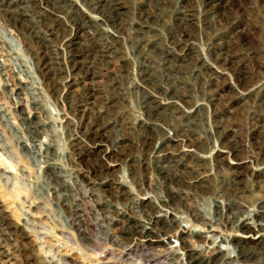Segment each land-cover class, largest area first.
Masks as SVG:
<instances>
[{
	"label": "rangeland",
	"instance_id": "rangeland-1",
	"mask_svg": "<svg viewBox=\"0 0 264 264\" xmlns=\"http://www.w3.org/2000/svg\"><path fill=\"white\" fill-rule=\"evenodd\" d=\"M62 2L77 5V0H57L56 7L62 5ZM203 2L207 3L208 7L219 4L213 0H156L155 2L150 0L149 9L154 14L150 18L151 24L143 29V31L149 32L145 36L146 43L143 42V45H147V52H150L145 58L152 67L146 72H152L151 75L155 78L162 75L158 60L166 54H169V57L175 60V64L180 67L187 64L191 55L194 59L199 58L201 60V64H203L201 66L203 67L202 74L207 77L205 80H209L211 89L215 90V98H211L213 101L202 99L193 80H189L185 84V92L187 91V93L184 100L187 103L183 104L182 107L195 109L197 119H199L195 132V142L203 145L199 149L200 152L197 151V154L203 158L202 171L206 173L210 169L224 172L234 170L233 172L237 174V180L239 179L241 186H243L244 181L249 179L248 175L251 172L250 153L248 151L251 149V141H254L253 137H250V132L253 129L250 114L253 110L256 113L254 121L257 124L253 132L257 134L259 141L264 139V108L259 110L253 108L254 102L261 101L264 104V89L258 93L260 86L264 87V12L262 7L257 4V0H243L242 8L244 10L242 9L241 13L238 14L236 11L234 13V11L229 10L227 24L219 25L213 31H207V24L204 22ZM219 2L222 6L227 3L225 0H219ZM120 4L126 15L125 21H127L123 31H105L108 29L104 28L97 19L96 24L102 26V31H85L87 34L96 35L95 40L99 44L110 46L113 50V61L108 66L110 69H107L108 78L110 77L111 80L101 83L110 85L108 100L112 104V111L116 113L114 114L116 119L111 118L116 123L114 130H117L115 133L118 139L113 140L115 151L112 153L108 150L109 141H87L82 139L79 134L81 128L85 132L89 130L93 113L90 115L87 112L83 119H79L78 92L90 93L92 91L91 83L85 81L82 88L79 85L71 89L74 91L75 100L73 97H67L70 91L67 84L72 80L73 74L76 73L74 65L85 62V59L82 58L85 51L84 46L87 43H95V40L86 39L88 41L83 45L79 37L80 33L71 30L67 20H56L55 24L53 21H46L51 24L50 31L53 32L50 35L51 40H49L48 47L57 57L59 66L48 65V73L43 72V76H41L35 70V61L32 59L33 54L38 52L36 43L30 42L26 33L28 30L25 29L21 21L16 18L15 21L17 22L14 23L11 16L4 11V7L0 6V108L16 115L15 117H18V113L21 111L25 117V123L35 121L36 117L42 118L41 127L51 128L49 131L53 132L52 137L49 138L52 139L51 147L57 154V159H54L53 164H58L65 169V179L71 186V189L67 185L68 188H59L54 192V181L57 176V173L52 169L54 166H44L38 161L36 163V160L29 158L26 154L31 145L36 148L35 151L39 148L42 149L43 146L40 145L47 143L49 131L35 140L25 133L23 136L20 135L23 128L14 123L19 124L20 121H15L12 115L9 116L15 125L10 129L7 124L0 120V147L3 145L5 148V152L4 149L0 148V264H170L172 257L166 254L165 243L172 244L175 239L186 234L183 230L191 233L187 234V237L183 235L188 241L187 245L193 250L196 249V252L200 250L197 253H202L211 260H216L214 257L226 259L225 257L229 254L239 252L238 250L242 245L245 246V249L248 247L257 250L264 246V224L261 228L259 227L255 237L251 238L249 237L250 233L248 235L231 233L224 227L214 229L215 231L211 232L209 223L200 222L202 225L197 226L190 223L185 215H181V219L180 214H177V222H174L176 226L173 232H168L163 236L161 233L145 231L151 238V245H148L151 247L150 249L144 244L134 249L133 245L130 252L125 253L127 244L117 242V240L102 239V229L95 226L91 213V205H93L91 202L99 205L104 202V197L107 198L110 195L108 185H106V182H110L106 181L108 178L124 187L122 191L126 197L122 196L125 201L119 200V208L128 205L125 212L127 215L133 210L142 211L144 206L139 207L138 204L145 205L156 199L162 201V196L158 191L152 187H146V185L140 187L136 181L129 179L127 168H123L126 175L122 174V169H120L127 166L125 157L132 153L144 158L145 163L146 159L148 160V153L140 152L142 142L145 141V135L133 128L141 127V131L144 133L146 131L153 133L154 139L172 136V133H168L161 123L155 121V117L151 116L150 121L146 120L147 115L141 113L139 105L141 94H146V88L137 77V74L143 71V67L138 66L140 58H137L132 47L135 41L131 40L133 31L130 28L138 24L139 9L145 10L147 5L143 7L136 0H121ZM227 7L228 5H225L222 8L227 9ZM80 11L83 12L84 10L79 8ZM177 12H180L184 17L186 28L178 26ZM49 18L57 19L56 14H49ZM214 31H218V33L214 34ZM238 38H243L244 43L248 44L241 45ZM214 45H216L215 48H213ZM75 53H77L76 57H72V54ZM213 53L231 54V66L221 68L213 62ZM83 72L86 71L80 70V75ZM139 76L146 79L143 73ZM19 83L24 87L25 92L19 97L21 101L19 98L16 99L25 108L23 106L15 108L13 105L15 102L12 101L15 99L14 86ZM101 84L93 85L95 92L96 87ZM30 87L32 91L31 89L29 91ZM149 92L152 93L151 87H149ZM72 95L73 93L70 94V96ZM257 95L259 97L255 99ZM33 99H37L39 102L37 104L45 109L37 107L35 104L39 109L36 116L30 113L31 108L35 107L30 103ZM213 109L217 112L213 113ZM4 114L1 115V118L6 120ZM44 116L49 119H44ZM120 121L124 125L130 124L133 127V131L130 130L131 132L125 140L124 137H121L123 131L119 125L117 126ZM217 123L221 124L222 128L233 127L237 130L236 142L238 144L235 146V155L228 153L229 147L223 146L222 142L219 144L212 139L206 142L205 137H210L216 133V130H219L215 128ZM13 127H16L19 132L16 133ZM39 128L29 130L35 132V135L30 134V136L33 138L40 136L36 134ZM66 135L76 138L83 150L80 154L81 169L85 167L88 170H96L95 166L99 164L103 171V175H98L93 181L94 183L92 182L93 185L89 183L84 188L85 192L91 188L90 194H94L92 197L89 194L87 198L83 197L84 191H79L78 195L74 194L77 198H82L83 201L80 208L82 212L76 213L79 216L78 221H81L82 229L79 230L81 238L78 236V231H72L69 227V210L66 211L59 207L60 201L65 199L64 197L60 198L61 193L69 195L67 192L75 189L73 180L78 169L70 164L69 143ZM16 137L20 138L22 142L26 138L29 146L25 149V143L19 144ZM215 137L217 136L215 135ZM15 142L19 144V147ZM165 146L162 145L161 148L165 149ZM102 151H104L102 158L100 157L99 161L96 162V154ZM37 159L40 160V163L45 161L42 157H37ZM257 166L256 181L259 182L258 187H261L264 186V175L260 173L261 171L264 172V169L260 168L264 167V164ZM2 177H7L9 182L6 184L7 180L2 179ZM205 180L209 181L204 183L207 191L211 194L194 196L191 190L185 194L192 197L200 196L193 198L196 204L194 207L197 213L205 219L225 215L232 203L231 199L216 195L211 175H207ZM72 194L73 192L70 193L71 196H73ZM133 194L135 196L132 197ZM262 197L263 193L258 190L251 198L257 200L262 199ZM132 198L135 200L134 203H132ZM219 200H222V207L217 204L211 206L213 203L220 202ZM72 205L74 206V202ZM164 206L168 208L165 204ZM210 206L211 208H209ZM153 210L159 212L161 216H166V213L169 214L170 212V210L163 209L158 205ZM71 215L74 219L73 213ZM140 215L143 216V214ZM133 221L138 222L137 220ZM120 226V223L116 222L108 230H115ZM13 228H16L17 235L12 233ZM115 231L118 233L119 230ZM111 232L112 234L115 233L114 231ZM241 233L247 234L248 231ZM43 235L49 236L48 240L51 241V244L44 242ZM2 236L6 237V241H3ZM139 243L140 240L136 242V244ZM203 248L205 250L202 251ZM184 254L179 251L176 259L181 261V256L184 257ZM255 264H264V258L257 259Z\"/></svg>",
	"mask_w": 264,
	"mask_h": 264
},
{
	"label": "bare ground",
	"instance_id": "bare-ground-1",
	"mask_svg": "<svg viewBox=\"0 0 264 264\" xmlns=\"http://www.w3.org/2000/svg\"><path fill=\"white\" fill-rule=\"evenodd\" d=\"M120 1L121 0H77V5L66 4L62 2V5L56 7L57 0H0V6L4 7V11H6L11 16L14 23L17 22L15 21L16 18L21 21L25 29L28 30L26 31V33L30 42L36 43L35 46L37 47L38 52L33 54L32 59L35 61V70H37L39 75L43 76V72L48 73L49 71L48 65L59 66L57 63V57L53 54L52 49H49L48 47L49 40H51L50 35L53 32L50 31L51 24L46 21L50 20L55 24L57 22L56 20H67V24L69 25V27H71V30H75L80 33L79 37L84 45V43H87L88 41L86 39L92 38L95 40L96 36L87 34L85 31H102V26L108 29L105 31L124 30L127 21H125L126 15L123 12ZM136 1L143 7L147 5L146 9L144 8L145 10L139 9V22L138 24L133 25L130 28V30L133 31L131 40L135 41L132 47L135 50V55L137 56V58H140L138 66L143 67V71H141L139 74L143 73V76H146V79H144L141 78L139 74H137L140 82L146 88V94H141V100L139 102L141 113L143 115H147L145 116L146 120L148 121H150L151 116L155 117V121L157 120L158 123H161V125L167 130L168 133H172V136L167 138L162 137L160 139H154L153 133H149L147 131L144 133L143 131H141V127H138L136 129L133 128L130 124L124 125L123 122H118L117 126L119 125V128L123 131V135L121 137H124V140L126 139V136L130 134V130L133 131V129L145 135V141L142 142V150L140 152L148 153V160L146 159V163L144 158H141L138 155H134V153L129 154V156L125 155L127 156L125 157V164L127 163V166L121 167L120 169H122V174L126 175L123 168H127L129 172V179L131 178L136 181L140 187L146 185V187L149 186L152 187V189L154 188L156 191H158L162 196V201H158L156 199L149 201L145 205L138 204L139 207L144 206L142 208V211L133 210L132 213L127 215L125 212L128 205H125L123 208H119V200L125 201L122 196L126 197V195H124V192L122 191V188L124 187H122V184H116L115 182H112L110 178H108L106 181L112 182L111 184L110 182H106V185H108V193L110 195L107 198L103 196L105 200L99 205L95 202H91L90 200V202L93 204L90 205L95 226L102 229L103 240H117V242L127 244L125 253L130 252V249L133 245L134 249L141 244L146 245L149 249L151 248L148 246L151 245V238L145 233V231H150L152 233H161L163 236L168 232L175 231L174 227L176 226V224L174 222H177V214H180V217L181 215H185L190 223H194L197 226L202 225L200 222L209 223L211 232L215 231L214 229L224 227V229H228L231 233H240L242 235H248L250 233L249 237L254 238V235L259 231V227L261 228L262 224H264V186L258 187L259 182L256 181L258 168L257 165L264 164V139H261L259 141L257 134L253 132L256 129L255 125H257L254 121L256 113L253 110L250 114V120L252 121L251 127L253 128L250 132V137H253L254 140L251 141V149L248 151L250 153L249 165L251 172L248 175L249 179H246L244 181L243 186H241L239 179L237 180V174L233 172L234 170L230 172H224L222 170L215 171L213 169H210L206 173L203 172V158L201 155L197 154V151H199L200 147H202L203 145H201V143L195 142V132L199 119H197L195 109L182 107L183 104L187 103V101L184 100L185 94L187 93V91L185 92V84H187V81L193 80L194 85L196 86V90L200 94V97L208 101H213L211 98H215V90L211 89L209 80H205V78L207 77H204V74H202L203 67L201 66L203 64H201V60L199 58L194 59L192 55L189 56L187 64L184 67H180L175 64V60H172L169 57V54H166V56H161L158 60L160 62L162 75L155 78L151 75L152 72H146V70H151L152 65L145 58L146 55H148V53L150 52H147V45H143V42L146 43L145 36L149 32L143 31V29L151 24L152 21L150 20V18L154 13L149 9L150 0ZM152 1L155 2L156 0ZM213 1L219 4L208 7L209 5L203 2V13L205 16L204 22L207 24V31H213L215 28H218L219 25L227 24L229 10L234 11V13L236 11L238 14L244 10L242 8L243 0H225V2H227L225 5H228L227 9L222 8L225 7V5L222 6L219 0ZM257 4L262 7L264 12V0H257ZM79 8H82L84 11L79 12ZM49 14H56L57 19L54 20L49 18ZM83 14H85V16H83ZM96 19L102 26L100 24H96ZM176 20L179 27H187L185 26L184 17L180 12L177 14ZM47 31H49V34H47ZM216 33H218V31H214V34ZM238 40L241 45L246 44L244 43L245 40L243 38H238ZM215 46L216 45H214L213 48H215ZM84 48L85 51L82 54V58L85 59V62L74 65V71H76V73L73 74V76L71 77L72 80L67 84V88L70 89L67 97H73V100H75L74 91H72L71 89L79 85H81L82 88L85 85V81L91 83L90 86L92 87V91L90 93H83L82 91H80V93L78 92V112L80 116L79 119H83L84 115L87 112H89L90 115L93 113V120L91 121L89 130L85 132V130L83 129V132L81 128V133L79 134L82 139L87 141H109L110 146H108V150H110V152L112 153L113 151H115L113 140L118 139V136L115 133L117 132V130H114L116 128V123L111 118L113 117L114 119H116L114 116V114L116 113L112 111V104H110L108 100L110 85L107 86V83L105 85L101 83H105L111 80L110 77L108 78L107 69L113 61V50L110 46L101 45L96 40L93 44L87 43ZM76 55L77 53L72 54V57H76ZM212 55L213 62L218 64L221 68L227 67L228 65L231 66V54L226 55L223 53H213ZM80 70L86 72H83L80 75ZM97 83L101 85L96 87L95 92L94 84ZM195 86H193L194 89ZM149 87H151L152 93L149 92ZM23 88L24 87H22L20 83L15 84L14 86L13 92L15 99H13L12 101L15 102L13 104L15 105V108L17 106H23L25 108V106L18 103L16 99L19 98L23 94V92H25ZM30 89L31 87L29 88V91ZM263 89L264 87L260 86V90L258 91V93H260ZM72 93L73 95L70 96V94ZM258 97L259 95H257L255 99H257ZM162 102H164L165 104H163ZM30 103L35 106L34 108H31L32 112L30 111V113H32L34 116L37 115V111L39 110L37 107L44 109L43 106L41 107L37 104L39 103L37 102V99L31 100ZM35 104L37 105V107ZM253 106V108H255L256 110L264 108V104H262L261 101L254 102ZM215 112H217V110L213 109V113ZM2 114L6 115L5 117L11 122L7 119L5 120L4 118H1ZM18 114L19 116L15 117L16 115H13L9 111L1 109L0 120L4 124H7L9 126V129L12 128V126H14L15 124L17 126H21L23 129L21 130L20 135L23 136L25 133L31 139L35 140H38L45 132L48 133V131L51 129L41 127V117H36V120L30 123H25V117L23 113L20 111ZM9 115H12V117L15 118V121L18 120L20 121V123H12V118H10ZM44 119L49 118L44 116ZM254 122L255 124H253ZM215 125V128L219 130H216V133H213L210 137H205L206 142L210 141V139L219 144L222 142L221 144L223 146L229 147L228 153L235 155V146L236 144H238V142H236L237 130H235L233 127L222 128V126H220L221 124L219 125L218 123ZM36 127H40L36 131V134L40 136L33 138L32 136H30V134L35 135V132L29 130H32ZM13 129L16 131V133L19 132L16 127H13ZM52 134L53 132L51 131L48 139L52 137ZM215 135L217 137H215ZM66 136L69 143L68 156L69 160L71 161L70 164L78 169L76 170L77 172L73 180L75 189L73 191L70 190V192H67L69 193V195L61 193L60 198L64 197L65 199L60 201L59 207L63 208L66 211L69 210V227L72 231H78V236H80L81 233L79 232V230L82 229L80 225L81 221H78L79 216L76 213L81 211L80 208L82 207L81 205L83 204V201L81 200L82 198H77V196H74V194L78 195L79 191H84V188L89 185V183H91L90 185H93L92 182L95 181V178L98 175L102 176L103 171L99 164L95 166L96 170H88L85 167L81 169L80 154L83 150L76 138L72 137L71 135ZM111 137L112 139H110ZM48 139L46 144L43 143L42 145H40L43 146L42 149L39 148V150L35 151L36 148L31 145L30 150L27 151L26 154L29 158L31 157L33 160H36V163L38 161L39 164L44 166H54V168L52 169L57 173V176L55 177L56 179L54 181L55 187L53 188L55 192L59 188H68V182L65 179V169L58 164H53L54 159H57V154L55 153V150H53V147H51L52 139H49V141ZM44 140H46L45 137ZM17 141H19V144L25 143V149L29 146L26 138L23 139V142L20 141V138H17ZM16 144L19 147V144ZM162 145H166L165 149L161 148ZM0 148H2V150L4 149L3 151L5 152V148L3 145ZM103 152L104 151H102L101 153L98 152V154H96V162L99 161L100 157L102 158ZM37 157H42L45 159V161H41L40 163V160L37 159ZM260 169H264V167ZM260 174L264 175V172L261 171ZM207 175H211V178L213 179V188L216 195L231 199L232 201L225 215L216 216L212 219H205L195 210V203L193 201V198H198L200 196L192 197L185 194V192L189 190L193 192L194 196L198 194H211V192L207 191L206 184L204 183L209 182L205 180ZM105 177L107 178L108 176ZM2 179L7 180L6 184L9 182V179L7 177H2ZM69 187L71 189V186ZM90 189L91 188H89V190H86V192L84 191V194L82 196L87 198L89 194V196L92 197L94 194H90ZM258 190L263 193L262 199H252V195ZM71 192H73V196L70 195ZM133 196H135V194H133L132 197ZM116 201L118 202L114 203ZM219 201L220 202L211 204V206L217 204L222 207V200ZM73 202L74 206L72 205ZM134 202L135 200L134 198H132V203ZM164 204L168 206V208H166ZM157 205L159 207H162L163 209L170 210L169 214L166 213L167 217L161 216L159 212H155V210H153ZM211 206L209 208H211ZM201 208L205 209L204 207ZM71 213H73L74 219H72ZM140 214H143V216H141ZM133 220H137L138 222H134ZM116 222H119L121 225L119 228L115 229L119 230L118 233H116L115 230H108V228ZM180 229L183 230V228L181 227ZM111 231H114L115 233L112 234ZM183 231L186 233L183 234L186 235V237L187 234H191L190 232H187L185 230ZM243 231H248V233H241ZM12 233H15L17 235L16 228H13ZM209 234L212 233L209 232ZM183 235L175 239L172 244L165 243L166 254L172 257V263L170 262V264H255L257 259L264 258V246L262 249L257 250L256 248L249 249L248 247L245 249V246L242 245L240 250H238L239 252H235V254H229L227 257L223 256L226 259L214 257V259L216 260H211L202 253H197L200 250L196 252V249H191L187 245L188 241L185 240V237H183ZM2 237L3 241H6V237ZM48 239L49 236L43 235L44 242L46 244H51V241H49ZM203 239L206 240L207 238ZM139 240L140 243L136 244V242H138ZM203 250L205 249L203 248L202 251ZM179 251L185 253L184 257L183 255L181 256V261L176 259Z\"/></svg>",
	"mask_w": 264,
	"mask_h": 264
}]
</instances>
